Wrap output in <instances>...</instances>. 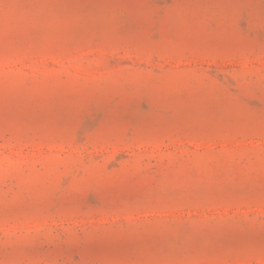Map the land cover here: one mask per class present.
Masks as SVG:
<instances>
[{
    "label": "rangeland",
    "instance_id": "rangeland-1",
    "mask_svg": "<svg viewBox=\"0 0 264 264\" xmlns=\"http://www.w3.org/2000/svg\"><path fill=\"white\" fill-rule=\"evenodd\" d=\"M0 264H264V0H0Z\"/></svg>",
    "mask_w": 264,
    "mask_h": 264
}]
</instances>
